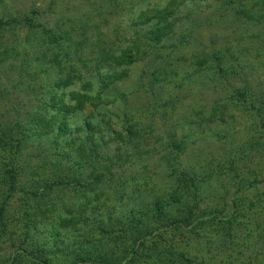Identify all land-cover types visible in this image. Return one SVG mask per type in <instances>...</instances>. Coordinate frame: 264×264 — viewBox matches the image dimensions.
I'll return each instance as SVG.
<instances>
[{"label": "trees", "instance_id": "1", "mask_svg": "<svg viewBox=\"0 0 264 264\" xmlns=\"http://www.w3.org/2000/svg\"><path fill=\"white\" fill-rule=\"evenodd\" d=\"M235 1L237 0H224L222 17L227 19L225 24L231 27H224L218 39L213 40L210 36L215 43L213 49L202 37L194 38L199 42L197 49L199 48L198 52L202 56L192 72L200 80L191 82L201 84L204 89L221 92L223 97L216 101L221 102L220 114L228 111L229 108L225 106L228 102L233 106L241 105L244 109L242 113H248L253 120V139L256 140L253 142L258 146L255 150L264 155V96L260 88L264 83L252 86L253 80L258 84L264 80V71L255 70L258 66H264V52L257 49L242 50L240 42L250 36L235 33V28H242L244 31L250 28V31L257 29V32L264 34V1L260 6L243 4L245 0H241L242 3ZM104 3L99 7L105 13L108 8ZM38 15H41L38 10H31L22 15L0 17V33H6L0 37V70L5 71L4 75L10 73L15 77L10 80L11 83L0 82V101L5 96L7 98L3 103L5 110L0 106V238L7 233V210L11 208L13 198L20 196L29 204H42L41 209L24 213L26 223L23 226L27 231H31L33 224L42 222L62 227L65 229L62 230L63 235L64 231L65 235H74L73 245L68 237L62 240L59 238L53 245L47 242L43 244L46 247L44 251L48 253L51 249L73 253L72 257L63 258V263L212 264L213 256L206 254L200 257L201 253H208L210 245L214 243L212 236L207 237L212 234L208 228L217 226L214 234L220 239L216 240V244L222 250L223 244L228 245L230 242L228 236L227 240L224 239L226 236L223 232L218 235L219 227L223 231L230 229L237 214L235 201L243 193L250 191L264 205L261 182L254 178L243 181L241 186L238 183L227 184L226 188L221 187V192L216 190L212 203L203 208L202 195L209 184L200 180L198 174L207 171L206 169L184 167L175 176L172 173L171 181L165 183L163 188H157L155 184L156 189L153 187V190L148 184L150 179L135 175L134 166H129V172L126 171L127 168H119L117 161L124 162L122 156L113 159L103 154L102 147L105 148L109 142L103 140L100 132L107 126H102L101 123L98 124L101 127L96 126L89 118L95 111L98 112L100 106L107 104L100 101L102 94L109 89L111 83L120 81L122 75H117V72L111 74L113 82L103 83L102 79L97 90L92 83H85L84 80L80 84H74V78L87 75L89 65L104 63V53L92 56L88 47L91 30L87 27L94 25L82 22L77 29L68 21L63 26L45 32L42 26L34 24L35 16ZM246 23H249V28ZM39 27L41 31L38 30ZM152 28L159 31L161 27ZM14 30H24L26 37L13 32ZM37 32L39 33L36 35L39 36L49 32V39L42 50L28 36ZM218 45L223 47L218 49ZM21 46L25 49L22 50ZM244 48L253 47L246 45ZM241 53L253 56L251 62H245L251 63L252 69H246L240 64ZM260 55L263 57L261 61L257 59ZM95 56V59H101L95 60ZM132 57L130 58L128 50L120 56V64L122 58L124 66L132 64L137 55ZM12 59L20 62L17 70L7 67ZM161 74L162 70L152 72L148 85L143 82L132 95H138L140 90L163 88L159 83L167 84L160 80L163 76ZM48 75H53L55 79L46 84ZM12 80L16 81L13 85ZM27 81L31 83L29 88L24 84ZM18 85L29 89V93L27 90L25 92L28 95L23 103L18 101L16 94ZM190 87L184 85L171 88L178 91ZM144 96L145 102L139 107H131L127 101L124 103L126 109L123 120L115 117V114L110 115L121 120L126 137L132 138L122 140L120 135L109 130L118 141H122L121 144H134L145 132L155 133L152 117L154 109L161 103L166 107L168 102L165 103L166 100L159 97L155 99L152 94ZM67 98L69 103L65 102ZM169 101L173 103V100ZM87 106L92 111L81 121L87 135L84 140H79L71 136L68 120ZM211 113L207 121L212 123L217 120L214 118L216 110ZM146 118L148 122L144 124L142 121ZM117 140L111 143H117ZM176 142L172 143L176 145ZM166 146L169 148L168 144ZM166 153L168 154V150ZM169 166L172 167V164ZM77 189L84 193V197L78 200L80 203L73 204V210H76L72 213L58 212L55 205L46 199L59 190ZM112 191L113 197L108 194ZM230 194L232 198L229 199ZM67 223L76 227L72 229ZM27 237L30 238L28 233ZM36 237L38 236L32 235V238ZM49 239L52 237L44 238ZM186 243L198 245L192 251L194 254L190 253L192 249ZM205 248L209 249L206 251ZM17 249L20 251L15 256L21 252L28 256L22 250L21 241ZM29 258L35 264L51 263L48 258H40L43 262ZM260 264H264V260Z\"/></svg>", "mask_w": 264, "mask_h": 264}, {"label": "rangeland", "instance_id": "2", "mask_svg": "<svg viewBox=\"0 0 264 264\" xmlns=\"http://www.w3.org/2000/svg\"><path fill=\"white\" fill-rule=\"evenodd\" d=\"M263 1L245 0L243 4L260 6ZM104 2L105 0H0V17L6 18L10 14L22 15L31 10H38L41 15L35 16L34 24L42 26L45 32L63 26L68 21H71V26L73 25L77 29L82 22L94 25L87 27L88 30H91L89 32L91 34L88 35V47L92 56L104 53V63L89 65L87 75H82L78 79L74 78L73 81L74 84H80L82 80L85 83H92L97 90L102 79L103 83H108L113 82L111 74L117 72V75H122L120 81L111 83L109 89L103 93L104 95L102 94L100 101L107 104L100 106L98 112L95 111L94 115L89 118L96 126H99V123L102 126H107L106 129L103 128V132H100L103 140L109 142L105 148L102 147L103 154L113 159L122 156L124 162L117 161L119 168H127L126 171L129 172L131 170L129 166H134L135 175L150 179L148 184L155 189V184H157V188L160 186L163 188L165 183L171 181L172 173L175 176L184 167L206 169L207 171L198 174L200 180H205L209 184L205 187L202 195L201 207L203 208L212 203L214 192L216 190L221 192V187L226 188L227 184L238 183L241 186L243 181L255 178L261 182V187L264 190V155L255 150L258 146L254 143L256 140L253 139L254 130L251 115L242 113L244 109L241 105L233 106L230 102L225 104L229 108L228 111L225 113L222 111L223 113L220 114L221 102L216 101L223 97L221 92L216 93L210 89L202 88L199 83L191 82L200 80V77H196L192 72L202 56L198 52L199 48L197 49L199 42L194 38L202 37L213 49L215 43L210 39V36L213 37V40L218 39L224 27H231L225 24L227 19L222 17L224 0H107L106 3ZM235 2L242 3L241 0ZM103 3L108 8L105 13L99 7ZM246 24L249 28V23ZM153 26L161 28L156 31L155 28H152ZM38 30L41 31V27ZM235 30L237 35L250 36L240 42L242 50L257 49L264 52L263 33L257 32V29L250 31V28L247 31L242 28H235ZM13 32L26 37L24 30H14ZM21 32L23 33L21 34ZM38 33L28 36L42 50L43 45L49 39V32L41 36L36 35ZM249 33L255 37H251ZM3 34L5 36L6 33H0V37ZM78 34L77 30L76 35ZM156 41H160V43H156ZM246 45L253 48H244ZM217 47L219 49L223 46L219 47L218 45ZM21 49L25 48L21 46ZM128 50L130 58L137 55V59L132 64L124 66L123 58L120 64V56L126 54ZM99 59L101 58L95 60ZM240 59L242 66L252 69L253 65L245 62H251L253 56L248 57L247 54L241 53ZM257 59L261 61L263 57L260 55ZM12 61H9L11 63L7 64V67L17 70L20 62H17L16 59H12ZM254 62L258 61L254 60ZM156 70L163 71L160 80H164L167 85L161 82L159 85L164 87L160 90L156 88L152 91L149 89L148 91L140 90L138 95H132V92L134 93L143 82L148 85L151 73ZM255 70L263 72L264 66H258ZM4 73L5 71L0 70V82L11 83L10 80L15 77L10 73L8 75H4ZM53 75L47 76L46 84L54 81ZM93 78H95L94 82ZM188 81L190 83H187ZM14 82L16 81L12 80V85ZM263 83L264 80L259 84L253 80L252 86H260ZM24 84L28 85V88L31 87V83L29 84L28 81ZM184 85L191 87L178 91L171 88ZM263 87L264 84L260 86L264 96ZM26 90L29 93L27 86L18 85L16 89L18 101L22 103L26 101L28 95L25 93ZM146 94H152L155 99L159 97L165 99V103L168 102L166 107H163L161 103L157 104L154 109L152 117L155 133L145 132L135 140L134 144H121L122 141H118L109 130L120 135L122 140H132V138L126 137L124 127L120 122L125 115L124 103L127 101L131 107H139L145 102L144 95ZM6 99L5 96L0 101V106L4 110L3 103L7 101ZM169 100H173V103ZM65 102L69 103V98L65 99ZM213 110H216L214 118L217 120L211 123L207 120ZM91 111V107L87 106L68 120L69 132L72 137L79 140L86 138L87 132L81 121ZM111 114H115V117L121 120L112 118ZM146 119L141 121L146 124L148 118ZM217 124L220 125L217 127ZM116 140L117 143H111ZM175 141H177L176 145L172 143ZM61 143L63 144V142ZM167 144L169 148H166ZM166 150H168V154ZM182 151L184 153H181ZM107 163L109 164V161ZM170 164L172 167L169 166ZM78 190H59L51 193L46 199L55 205L58 212L72 213L76 210H73L75 207L73 204L84 197V193L78 192ZM108 194L111 197L114 195L113 191ZM108 194L106 193L107 196ZM252 194L250 191L243 193L235 201L237 214L230 229L223 231L219 227L218 235L223 232L226 236L224 239L227 240L228 236L230 243L223 244L224 248L221 250L216 244V240L220 238L215 237L217 234H214L217 226L213 229L208 228L212 234H208L207 237L212 236L214 243L210 245V249L205 248L204 250L209 249L210 251L201 253L200 257L206 254L213 256L212 264H260L264 260V205L258 202ZM228 198H232V195L230 194ZM41 206L40 203L29 204L20 196H17L16 199L13 198L11 208L5 215L7 233L0 238V264H35L29 257L42 262L43 260L40 258H48L51 260L50 264H68L63 263V258L72 257L73 253H62V250L53 251L52 249L48 253L44 251L46 247L43 244L47 242L53 245L59 238L62 240V238L68 237L73 245V234L65 235L64 231L63 235L62 230L65 229L53 227L50 223L47 225L42 222L33 224L30 232L23 226L26 223L24 213L41 209ZM69 219L73 221L72 218ZM67 225L72 229L76 227L69 223ZM26 232L30 238L27 237ZM32 235L38 237L32 238ZM46 236L52 237V239L44 240ZM20 241L23 245L22 250L27 252L29 257L23 252L15 256L20 251L17 249ZM189 246L192 249L190 253L194 254L192 251L198 245L193 243Z\"/></svg>", "mask_w": 264, "mask_h": 264}]
</instances>
